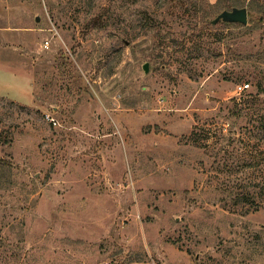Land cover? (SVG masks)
<instances>
[{
  "label": "rangeland",
  "instance_id": "obj_1",
  "mask_svg": "<svg viewBox=\"0 0 264 264\" xmlns=\"http://www.w3.org/2000/svg\"><path fill=\"white\" fill-rule=\"evenodd\" d=\"M174 4L0 0V264H264V18Z\"/></svg>",
  "mask_w": 264,
  "mask_h": 264
},
{
  "label": "trees",
  "instance_id": "obj_2",
  "mask_svg": "<svg viewBox=\"0 0 264 264\" xmlns=\"http://www.w3.org/2000/svg\"><path fill=\"white\" fill-rule=\"evenodd\" d=\"M173 3V11L171 16L175 17V21H185V19L192 17L197 19L202 29L205 30L208 26H213V20L210 19L212 13L220 10L225 11L233 9L243 3L242 7L248 9L249 21L247 26L239 23H224L231 25H238L243 28L250 27L249 25L257 21V19L264 18V0H219L216 4L210 3L208 0H171ZM181 4L182 13L177 15V6ZM261 16V18L259 17ZM222 23V22H221ZM264 155V152H262ZM258 166H261L259 164ZM253 162H244L242 166L233 167L234 171L239 173L229 186V192L233 195L234 205L249 206L253 211H259L264 208V166L257 168ZM229 167H227L228 169ZM12 170L9 164L4 159L0 158V179L5 173ZM229 173L232 169L228 170ZM256 175V176H255ZM3 179V178H2ZM231 187V188H230Z\"/></svg>",
  "mask_w": 264,
  "mask_h": 264
},
{
  "label": "water",
  "instance_id": "obj_3",
  "mask_svg": "<svg viewBox=\"0 0 264 264\" xmlns=\"http://www.w3.org/2000/svg\"><path fill=\"white\" fill-rule=\"evenodd\" d=\"M220 21L247 25L249 22L248 9L246 7H236L232 10H225L213 20V24H217ZM144 68L146 71H148V65H145Z\"/></svg>",
  "mask_w": 264,
  "mask_h": 264
},
{
  "label": "built area",
  "instance_id": "obj_4",
  "mask_svg": "<svg viewBox=\"0 0 264 264\" xmlns=\"http://www.w3.org/2000/svg\"><path fill=\"white\" fill-rule=\"evenodd\" d=\"M250 88V84H239L236 87V93L237 94H243L244 92H246L248 89Z\"/></svg>",
  "mask_w": 264,
  "mask_h": 264
}]
</instances>
